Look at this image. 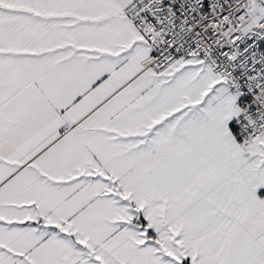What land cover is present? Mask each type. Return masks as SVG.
Returning <instances> with one entry per match:
<instances>
[{
	"label": "snow or ice",
	"instance_id": "obj_1",
	"mask_svg": "<svg viewBox=\"0 0 264 264\" xmlns=\"http://www.w3.org/2000/svg\"><path fill=\"white\" fill-rule=\"evenodd\" d=\"M0 264H264V0H0Z\"/></svg>",
	"mask_w": 264,
	"mask_h": 264
}]
</instances>
